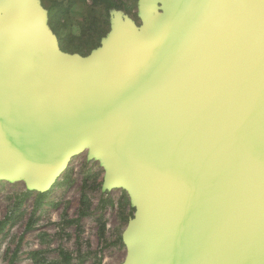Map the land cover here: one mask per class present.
Masks as SVG:
<instances>
[{
	"label": "water",
	"instance_id": "95a60500",
	"mask_svg": "<svg viewBox=\"0 0 264 264\" xmlns=\"http://www.w3.org/2000/svg\"><path fill=\"white\" fill-rule=\"evenodd\" d=\"M138 5L85 57L0 5V181L43 194L99 156L134 207L123 264H264V0Z\"/></svg>",
	"mask_w": 264,
	"mask_h": 264
},
{
	"label": "rangeland",
	"instance_id": "374dc122",
	"mask_svg": "<svg viewBox=\"0 0 264 264\" xmlns=\"http://www.w3.org/2000/svg\"><path fill=\"white\" fill-rule=\"evenodd\" d=\"M30 2L41 11V33L69 55L99 50L116 23L141 26L139 0ZM103 174L82 152L43 194L23 180L0 181V264H123L134 207L124 190L103 188Z\"/></svg>",
	"mask_w": 264,
	"mask_h": 264
},
{
	"label": "bare ground",
	"instance_id": "6f19581e",
	"mask_svg": "<svg viewBox=\"0 0 264 264\" xmlns=\"http://www.w3.org/2000/svg\"><path fill=\"white\" fill-rule=\"evenodd\" d=\"M90 148H91L90 144H86L85 149H86V150H90ZM96 157H97L98 159H97ZM92 160H95V161L99 162L100 157H99V156H95V158L92 159ZM21 177H22L24 180H26L27 177H28V173H27V171L23 170V171L21 172ZM126 192H127V191H126ZM127 193H128V192H127Z\"/></svg>",
	"mask_w": 264,
	"mask_h": 264
}]
</instances>
